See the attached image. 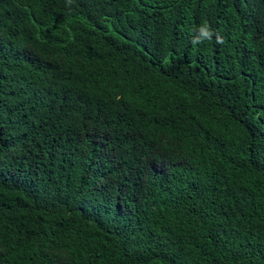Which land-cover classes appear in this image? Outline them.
<instances>
[{
	"label": "trees",
	"instance_id": "1",
	"mask_svg": "<svg viewBox=\"0 0 264 264\" xmlns=\"http://www.w3.org/2000/svg\"><path fill=\"white\" fill-rule=\"evenodd\" d=\"M0 264H264V0H0Z\"/></svg>",
	"mask_w": 264,
	"mask_h": 264
},
{
	"label": "clouds",
	"instance_id": "2",
	"mask_svg": "<svg viewBox=\"0 0 264 264\" xmlns=\"http://www.w3.org/2000/svg\"><path fill=\"white\" fill-rule=\"evenodd\" d=\"M199 32H200V37H198L197 40H199L200 38L210 40L213 35L211 28L207 24L201 26ZM217 42H220V37H217Z\"/></svg>",
	"mask_w": 264,
	"mask_h": 264
}]
</instances>
